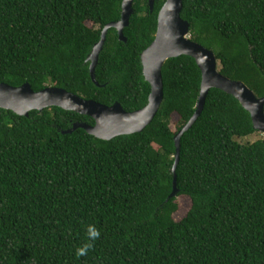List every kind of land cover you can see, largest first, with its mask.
Wrapping results in <instances>:
<instances>
[{
  "label": "trees",
  "instance_id": "16d2710c",
  "mask_svg": "<svg viewBox=\"0 0 264 264\" xmlns=\"http://www.w3.org/2000/svg\"><path fill=\"white\" fill-rule=\"evenodd\" d=\"M123 0H0V83L56 87L126 112L147 104L140 54L165 0H134L126 43L108 30L95 68L85 62ZM190 38L219 71L264 96V0H182ZM163 100L140 133L99 140L57 107L17 116L0 108V264H264V137L232 96L211 89L189 121L201 73L187 56L162 67ZM178 117L175 132L170 124ZM190 208L175 221L176 198ZM90 229L99 235L93 238ZM87 247L83 254L77 250Z\"/></svg>",
  "mask_w": 264,
  "mask_h": 264
},
{
  "label": "water",
  "instance_id": "95a60500",
  "mask_svg": "<svg viewBox=\"0 0 264 264\" xmlns=\"http://www.w3.org/2000/svg\"><path fill=\"white\" fill-rule=\"evenodd\" d=\"M133 2L134 0L122 1L120 20L104 26L99 41L93 45L85 60L89 63V77L97 86L95 68L107 32L114 28L118 40L126 43L123 31L129 25ZM154 3L155 0H148L150 12L153 11ZM181 11L182 0H165L157 14L154 40L140 54L142 76L150 86L147 104L143 108L126 112L119 103L105 106L56 87H46L35 92L28 83L17 87L0 83V108L25 118L32 111L42 112L51 107L74 112L91 118L94 124L74 123L63 134L82 129L99 140L109 141L118 136L140 133L153 121L163 100L162 67L167 60L180 56L193 59L200 70L201 82L192 117L173 137L175 161L172 167V192L168 199L175 197L178 192L175 170L179 159L180 140L199 118L211 89L220 90L237 100L249 113L253 129L264 137V96L257 97L243 82L231 80L220 73L219 62L214 53L190 38V25L181 18Z\"/></svg>",
  "mask_w": 264,
  "mask_h": 264
},
{
  "label": "rangeland",
  "instance_id": "374dc122",
  "mask_svg": "<svg viewBox=\"0 0 264 264\" xmlns=\"http://www.w3.org/2000/svg\"><path fill=\"white\" fill-rule=\"evenodd\" d=\"M219 69V66H218ZM178 120V117L175 115L172 117L171 124H170V129L171 131L175 132V124ZM263 135L259 132L254 133L253 135L245 138L243 141L246 143H253L258 139H261ZM176 203L178 205V209L173 215V218L175 221H180L188 212L190 208V200L188 197L185 196H180L176 198Z\"/></svg>",
  "mask_w": 264,
  "mask_h": 264
},
{
  "label": "clouds",
  "instance_id": "9594fccd",
  "mask_svg": "<svg viewBox=\"0 0 264 264\" xmlns=\"http://www.w3.org/2000/svg\"><path fill=\"white\" fill-rule=\"evenodd\" d=\"M90 234L93 238L99 235V233L95 229H90ZM87 247H90V245H86L85 248L78 249L77 253L83 254V252L86 250Z\"/></svg>",
  "mask_w": 264,
  "mask_h": 264
}]
</instances>
